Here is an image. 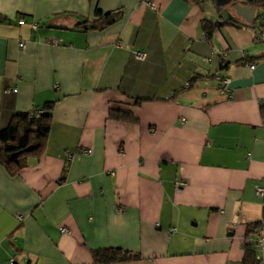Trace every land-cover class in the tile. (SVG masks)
I'll return each instance as SVG.
<instances>
[{"label":"crops","instance_id":"obj_1","mask_svg":"<svg viewBox=\"0 0 264 264\" xmlns=\"http://www.w3.org/2000/svg\"><path fill=\"white\" fill-rule=\"evenodd\" d=\"M238 5L0 0V129L55 102L44 151L14 175L0 164V264H102L105 247L141 255L115 264H243L264 210V32L225 24L209 40L202 27L247 22ZM96 8L121 18L78 28Z\"/></svg>","mask_w":264,"mask_h":264},{"label":"trees","instance_id":"obj_2","mask_svg":"<svg viewBox=\"0 0 264 264\" xmlns=\"http://www.w3.org/2000/svg\"><path fill=\"white\" fill-rule=\"evenodd\" d=\"M186 1L199 2L200 0ZM209 1L212 2L218 12H222L226 7L238 3L242 5H256L257 13L254 21L244 23L236 20L222 22L204 19L202 27L206 33L207 39L210 40L214 36L215 31L225 24H231L238 27L258 28L262 31L264 21L261 16H259V12L264 6V0ZM121 14V10L104 12L102 9L96 8V17L93 20L86 19L81 21L77 27L83 29L104 30L118 21L121 18ZM246 58L248 61L253 60L250 57ZM200 77H202L200 74L193 75L187 85L182 87L181 90L194 86ZM144 101H146V99H137L138 103ZM54 103V101H48L31 111H18L14 113L8 126L0 129V164L4 165L10 174H17L20 169H22L24 160L27 156L40 155L44 151L51 130ZM261 110L264 117V105L261 107ZM37 113L38 115H36ZM110 116L117 120L138 122V118L129 111L112 109L110 111ZM262 220H264V210L263 218L261 220L248 225L246 236L258 227ZM244 248L245 254L243 264H257L255 249L247 243H244ZM92 255L95 262L102 264H115L120 261L136 260L141 257L140 253L123 247L97 248L92 250ZM17 262L18 261L16 260L14 264H17Z\"/></svg>","mask_w":264,"mask_h":264},{"label":"built area","instance_id":"obj_3","mask_svg":"<svg viewBox=\"0 0 264 264\" xmlns=\"http://www.w3.org/2000/svg\"><path fill=\"white\" fill-rule=\"evenodd\" d=\"M151 5V7L156 8V6L152 3H149ZM259 16H261L262 20L264 21V7L261 8L260 12H259ZM20 24H25L26 23V19L24 17L20 18L19 20ZM31 26L36 29L39 26L38 22H32ZM21 46H25V42H21L20 43ZM134 55L136 58L144 60L146 58V53L140 50H134ZM250 68H255V64H250ZM216 79L218 80V82L220 83V88L221 90H223L224 92H227L229 89V82H230V78L229 77H223V76H217ZM7 92L9 91H17V88H13V89H6ZM261 105H264V99H262L261 101ZM38 115V113L36 114ZM80 152L84 153V154H90L91 153V149L90 148H84L79 150ZM73 156L72 153L68 154V159H70ZM179 185L184 184V182H180L178 183ZM257 193L258 195L263 196L264 195V186H258L257 187ZM17 218L19 220L24 219L23 214H17ZM172 231L175 230V228L171 229ZM62 232H68V228L67 227H62L61 228ZM245 243L251 245L256 252V258H257V264H264V220H262V222L260 223V225L258 227H256L252 232H250L245 239ZM17 259L16 258H12L11 259V264H14L15 261Z\"/></svg>","mask_w":264,"mask_h":264},{"label":"water","instance_id":"obj_4","mask_svg":"<svg viewBox=\"0 0 264 264\" xmlns=\"http://www.w3.org/2000/svg\"><path fill=\"white\" fill-rule=\"evenodd\" d=\"M237 9L238 12L244 16L247 22H252L255 19L257 13V6L256 5H238ZM5 18L0 15V21H3Z\"/></svg>","mask_w":264,"mask_h":264},{"label":"rangeland","instance_id":"obj_5","mask_svg":"<svg viewBox=\"0 0 264 264\" xmlns=\"http://www.w3.org/2000/svg\"><path fill=\"white\" fill-rule=\"evenodd\" d=\"M262 32H264V26H263Z\"/></svg>","mask_w":264,"mask_h":264}]
</instances>
